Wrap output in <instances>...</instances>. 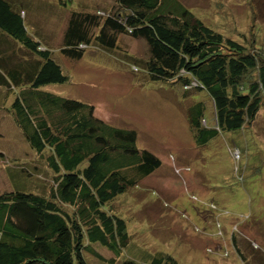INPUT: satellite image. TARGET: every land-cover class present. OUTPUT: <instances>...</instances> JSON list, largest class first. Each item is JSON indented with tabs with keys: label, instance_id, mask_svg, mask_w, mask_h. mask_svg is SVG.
Segmentation results:
<instances>
[{
	"label": "trees",
	"instance_id": "trees-1",
	"mask_svg": "<svg viewBox=\"0 0 264 264\" xmlns=\"http://www.w3.org/2000/svg\"><path fill=\"white\" fill-rule=\"evenodd\" d=\"M115 3L113 13L72 12L62 54L79 58L92 42L113 49L124 36L144 39L148 54L143 58L130 53L136 61L131 65L148 80L171 81L185 97L191 95L195 103L186 118L198 142L252 124L264 101V51L219 31L176 0ZM25 14L18 0H0V86H23L24 93L14 98L9 111L51 174L50 184L43 181L36 192L0 193V264H91L92 259L97 264H135L119 259L128 232L123 214L112 203L158 168L160 160L137 147L135 130L105 123L84 102L39 89L67 76L39 30L38 38L29 33ZM37 92L58 110L45 113ZM203 92L211 99L209 122L203 117L209 104L198 100ZM231 241L246 262L235 234ZM95 245L113 256L104 260ZM148 262L180 264L170 255L149 256Z\"/></svg>",
	"mask_w": 264,
	"mask_h": 264
},
{
	"label": "rangeland",
	"instance_id": "rangeland-1",
	"mask_svg": "<svg viewBox=\"0 0 264 264\" xmlns=\"http://www.w3.org/2000/svg\"><path fill=\"white\" fill-rule=\"evenodd\" d=\"M18 1L26 10L29 33L38 38L35 32L39 30L41 39L47 41L42 43L67 76L62 83L39 89L84 102L105 123L135 130L137 147L160 160L158 168L112 203L123 214L128 232L119 259L130 258L135 264H149V256L162 255L180 264L264 261V101L251 125L198 142L186 118L195 103L191 95L185 97L171 81L148 80L143 70L131 65L136 63L131 54L147 56L144 39L124 36L113 49L92 42L79 58L62 54L71 13L97 9L113 13L115 0ZM176 1L219 31L264 51V0ZM21 89L0 86V152L4 154L0 157V193L13 189L36 192L43 181L50 184L46 160L28 145L9 111L14 98L24 93ZM40 94L35 96L45 113L58 110ZM198 100L209 104L203 114L209 122L211 99L203 92ZM234 147L239 151L231 150ZM231 234L246 254V262L236 255ZM95 246L104 260L113 256Z\"/></svg>",
	"mask_w": 264,
	"mask_h": 264
},
{
	"label": "built area",
	"instance_id": "built-area-1",
	"mask_svg": "<svg viewBox=\"0 0 264 264\" xmlns=\"http://www.w3.org/2000/svg\"><path fill=\"white\" fill-rule=\"evenodd\" d=\"M238 155V154H237Z\"/></svg>",
	"mask_w": 264,
	"mask_h": 264
}]
</instances>
